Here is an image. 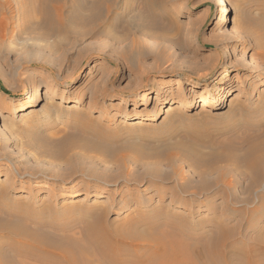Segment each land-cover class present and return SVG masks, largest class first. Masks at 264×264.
Masks as SVG:
<instances>
[{
	"label": "rangeland",
	"instance_id": "rangeland-1",
	"mask_svg": "<svg viewBox=\"0 0 264 264\" xmlns=\"http://www.w3.org/2000/svg\"><path fill=\"white\" fill-rule=\"evenodd\" d=\"M225 1L167 0L157 12L165 26L105 23L81 38L85 27L70 24L75 0L60 1L63 20L39 0H11L15 19L0 45L1 204L58 216L73 239L94 206L125 226L164 212L190 220L194 235L230 228L227 251L264 246V170L254 180L247 163L252 145L264 152V0ZM38 86L48 94L40 107L17 112ZM191 86L208 91L190 95ZM178 100L182 109L168 111Z\"/></svg>",
	"mask_w": 264,
	"mask_h": 264
},
{
	"label": "bare ground",
	"instance_id": "bare-ground-1",
	"mask_svg": "<svg viewBox=\"0 0 264 264\" xmlns=\"http://www.w3.org/2000/svg\"><path fill=\"white\" fill-rule=\"evenodd\" d=\"M39 1L45 11H51V8L54 7L57 15H60L61 20H63L65 5L60 4L61 0ZM121 1L75 0V5L70 9V24L85 27L83 33H79L81 38L103 33L108 29L104 25L105 23L112 30H118L120 24L124 23L126 26L144 30L145 33L148 29L166 25L165 21H160L157 18V12L160 9H165L167 0H130L129 3L123 2V4ZM220 1L222 6L226 8V1ZM52 3L57 4H53V6ZM13 12L11 0H0V45H3L12 31H10V25L14 18ZM229 21L232 23L230 31L233 36L238 37V41H242L243 35L239 26L227 17L226 23ZM135 40L134 47L137 45ZM250 53L251 50L247 46L243 56L250 58ZM259 54L264 60V50L259 51ZM229 59L231 62L233 61L231 54H229ZM188 80L185 78L179 83L182 86ZM223 85L224 83L217 86L216 92L219 95H222L225 90ZM255 87L252 82H249L248 92ZM207 91L208 87L201 89L193 86L188 87L190 95L199 94L204 97ZM44 95L46 97L47 92L38 86L33 93L31 102L21 105L17 112L26 115L32 114L40 107ZM228 95H233L231 84ZM62 100L65 99L62 98ZM127 103L128 101L125 99L120 102L122 105ZM185 105V109H191L196 104L191 101ZM181 107H183L182 101L178 100L168 108V111L180 110ZM132 117L128 115L127 119ZM157 117L158 113L153 114L150 119L155 121ZM142 118H144L143 114H136L134 119ZM262 148L258 145H252L249 148L247 163L254 180L260 179L264 170ZM93 190H89L86 195L89 197L94 193ZM73 193L75 194L77 191L74 190ZM164 196L162 193V198ZM188 205L190 204L188 203ZM120 210L122 207L117 208L116 214H119ZM82 212L86 216L88 215V219L81 218L82 220H79L82 226L78 232L82 239H73L70 237L71 232L76 230L73 227L68 228L71 225L64 226L58 216L53 217L54 215L37 214L29 211L18 214L19 212L9 206L2 205L0 202V264H233L237 256L240 264H264V246H254L249 251L246 249L234 251V245H231L232 249L227 251L224 234L228 230L231 232V230L224 226L220 227L217 233L211 237H205L204 231L195 235L190 231L188 226L190 220L187 218L179 217L178 220L180 221L177 220L176 222L174 218L165 217L164 212L151 215L146 219H140V221L138 219V221L131 222L126 226L125 222L122 221V223H116L115 219V221H110L108 209L91 206L85 207ZM181 221L184 225L178 226ZM196 224L201 225V223ZM141 225L147 226V228H141ZM130 235L132 236L128 240ZM50 237H54V241H50L48 239ZM258 238L264 243V233ZM95 261L99 262L96 263Z\"/></svg>",
	"mask_w": 264,
	"mask_h": 264
}]
</instances>
